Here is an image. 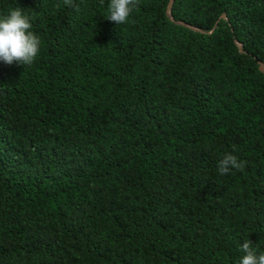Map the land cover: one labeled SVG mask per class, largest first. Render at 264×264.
I'll return each mask as SVG.
<instances>
[{
  "label": "trees",
  "instance_id": "1",
  "mask_svg": "<svg viewBox=\"0 0 264 264\" xmlns=\"http://www.w3.org/2000/svg\"><path fill=\"white\" fill-rule=\"evenodd\" d=\"M73 3L0 0L42 40L0 61V264L264 252V0H139L119 26ZM229 153L244 168L220 175Z\"/></svg>",
  "mask_w": 264,
  "mask_h": 264
},
{
  "label": "clouds",
  "instance_id": "2",
  "mask_svg": "<svg viewBox=\"0 0 264 264\" xmlns=\"http://www.w3.org/2000/svg\"><path fill=\"white\" fill-rule=\"evenodd\" d=\"M64 3L79 11L73 0H64ZM138 5L139 0H110L105 18L118 26L126 24ZM41 46L42 40L33 31L32 17L27 11L14 7L8 14L0 16V61L9 65L16 62L30 66L39 55ZM217 167L220 175H226L233 168L243 170L244 164L229 153ZM258 246L254 247L250 240H245L240 245L243 255L238 264H264V252L258 254Z\"/></svg>",
  "mask_w": 264,
  "mask_h": 264
},
{
  "label": "water",
  "instance_id": "3",
  "mask_svg": "<svg viewBox=\"0 0 264 264\" xmlns=\"http://www.w3.org/2000/svg\"><path fill=\"white\" fill-rule=\"evenodd\" d=\"M173 3H174V0H171L170 6H169V14L171 16H172L171 8L173 6ZM223 18H227V16L226 15H223ZM182 24L186 25L185 23H182ZM239 46H240L241 51H243V45L242 44H239ZM258 64H259L260 71L264 73V62L258 60Z\"/></svg>",
  "mask_w": 264,
  "mask_h": 264
}]
</instances>
